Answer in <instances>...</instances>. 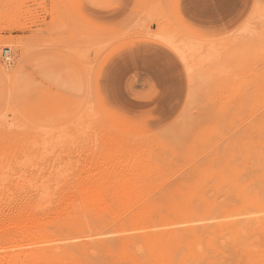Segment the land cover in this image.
Instances as JSON below:
<instances>
[{"label": "rangeland", "instance_id": "obj_1", "mask_svg": "<svg viewBox=\"0 0 264 264\" xmlns=\"http://www.w3.org/2000/svg\"><path fill=\"white\" fill-rule=\"evenodd\" d=\"M263 12L264 0H0V50L19 48L0 72V264L33 248L52 264H264ZM143 25L194 35V65Z\"/></svg>", "mask_w": 264, "mask_h": 264}, {"label": "bare ground", "instance_id": "obj_2", "mask_svg": "<svg viewBox=\"0 0 264 264\" xmlns=\"http://www.w3.org/2000/svg\"><path fill=\"white\" fill-rule=\"evenodd\" d=\"M152 2V1H151ZM259 5H260V3H258ZM152 7H153V5H152ZM156 7V6H155ZM259 8H262V6L261 7H259ZM259 8L258 9H256L255 11L256 12H259ZM156 9V8H155ZM263 10V9H262ZM152 11H153V8H152ZM155 13V12H154ZM253 13V12H252ZM264 13V12H263ZM152 15H153V13H151ZM157 14H159V13H157ZM161 14V13H160ZM254 14L256 15V13L254 12ZM259 14V13H258ZM260 16L262 15V13L261 14H259ZM154 16H152V18H153ZM253 17V16H252ZM255 18H256V16H254ZM259 17V16H258ZM261 17H263V16H261ZM54 18V17H53ZM163 18V17H162ZM56 19H57V17H56ZM59 19V18H58ZM140 19H142V18H140ZM254 19V18H253ZM55 20V19H54ZM143 20V19H142ZM148 20H149V17H148ZM153 19H151V21H152ZM161 20H163V19H161ZM250 20V19H249ZM255 20V19H254ZM56 21V20H55ZM58 21V20H57ZM141 21V20H140ZM168 21V20H167ZM251 21V20H250ZM54 22V21H53ZM147 22V21H146ZM154 22H155V20H154ZM61 23V22H60ZM160 23V22H159ZM167 23V22H166ZM165 24V23H164ZM162 25V24H161ZM168 25V24H167ZM166 25V26H167ZM244 25H246V24H243V26ZM248 25V24H247ZM62 26V25H61ZM144 26V25H143ZM146 26V25H145ZM145 26H144V28H142L141 27V31H142V33L143 34H148V35H153L154 36V38H156V40L158 39V41L160 40V41H162V42H164L165 44H167V46H169L170 47V49H173L178 55H179V59L181 58L182 59V61H184L185 63L186 62H190L191 64H192V66L194 65L193 63L194 62H192V61H188V55H190L189 53H188V50L190 49V48H192L193 47V45L195 44V42H194V38L195 37H193V36H190V35H186L185 37H187V38H184V40H182L181 42H179L177 39H176V37H179V35H177L179 32H177V34H173L174 33V30L171 32V31H168L167 32V30L165 31V30H163L162 28L164 27H162V28H159L156 32H151L150 30L148 31L147 30V28H145ZM65 27V26H64ZM169 27V26H168ZM136 28V27H135ZM134 27H133V29H135ZM61 29V28H60ZM59 29V30H60ZM64 29V28H63ZM132 29V28H131ZM130 29V30H131ZM132 29V30H133ZM140 29V28H139ZM166 29H167V27H166ZM169 29V28H168ZM242 29H244V31H249L248 30V26H244V28L242 27ZM54 30H56V29H54ZM65 30V29H64ZM67 30V29H66ZM129 30V31H130ZM69 31V30H68ZM128 31V33H130ZM72 32V31H71ZM58 33V32H57ZM135 33H137L136 31H135ZM139 34L141 33V32H138ZM141 33V34H142ZM181 33V32H180ZM184 32H182V34H183ZM247 33V32H246ZM134 34V33H133ZM145 34V35H146ZM249 35V34H248ZM129 35H127L126 37H128ZM181 36V35H180ZM60 37V36H59ZM83 38V37H82ZM124 38V37H123ZM182 38H183V35H182ZM237 39L236 40H238V38H240L239 36L238 37H236ZM62 39V38H61ZM72 39V38H71ZM79 39V38H78ZM85 39H87V38H85ZM84 39V40H85ZM199 39V38H198ZM203 39H205V38H203ZM110 40V42H111V39H109ZM108 40V41H109ZM206 40V39H205ZM209 40V39H208ZM65 41V40H64ZM69 41V40H68ZM75 41H78V40H75ZM98 42H99V40H97ZM97 41H95V43H97ZM101 41V40H100ZM65 42H67V41H65ZM72 42V41H71ZM80 42H82V41H80ZM105 43L107 42V41H104ZM63 44H64V42H62ZM69 43V42H68ZM94 43V44H95ZM100 43H102V42H100ZM55 44V43H54ZM103 44V43H102ZM215 44V43H214ZM224 44V43H223ZM222 43L220 44L221 46L223 45ZM82 45V44H81ZM91 45H92V43H91ZM99 45H101V44H99ZM228 45V44H227ZM65 46H69V44L68 45H66V43H65ZM72 45H70L69 47H71ZM215 46L216 47H218L217 46V43L215 44ZM214 46V47H215ZM56 47H57V45H56ZM69 47H68V50H69ZM88 47V46H87ZM185 47H187V48H185ZM72 48V47H71ZM75 48V47H74ZM77 48V47H76ZM189 48V49H188ZM73 49V48H72ZM103 49V48H102ZM215 49H217V50H219V47L218 48H215ZM18 50H19V48L18 47H13V46H11L10 44L9 45H5L1 50H0V72L2 71V72H4V73H6V72H8L7 71V69H9V66L11 65V62L9 61V59H10V56H11V54H12V56L14 55L15 57L17 56V54L19 53L18 52ZM79 51H81V49H78ZM77 50V51H78ZM95 50H96V47H95ZM94 50V51H95ZM101 50V49H100ZM221 50V49H220ZM70 51H72V50H69V52ZM187 51V52H186ZM204 51V50H203ZM212 51V50H211ZM73 52V51H72ZM71 52V53H72ZM98 52H99V50H98ZM213 52V51H212ZM215 52H217L216 50H215ZM215 52H213V53H215ZM84 54V53H83ZM82 54V55H83ZM78 55V54H77ZM86 55H88V54H86ZM85 55V56H86ZM205 55V54H204ZM19 56H20V54H19ZM192 56H195V54L194 55H192ZM208 56H209V54H208ZM190 57H191V55H190ZM207 57V56H206ZM210 57H211V55H210ZM209 57V58H210ZM87 58H88V56H87ZM209 58H207L208 60H209ZM213 59V58H212ZM211 59V60H212ZM194 60L196 61V59L194 58ZM214 60V59H213ZM13 61V60H12ZM204 61V60H203ZM183 62V63H184ZM210 62V61H209ZM215 62V61H214ZM85 63V62H84ZM201 63V62H200ZM92 64V63H91ZM212 64V63H211ZM89 67V66H88ZM187 67L189 68V73H190V75H188V76H191L192 77V71H191V68L189 67V65L187 64ZM0 75H2V74H0ZM87 110H89V108H87ZM84 111V110H83ZM85 113L86 112H84V115H85ZM81 115H83V113H81ZM80 115V116H81ZM86 115H87V113H86ZM89 115V114H88ZM87 115V116H88ZM80 116L78 115V117H79V121H78V119L76 120V123H80V121H81V118H80ZM82 119H85V120H87L85 117H83ZM4 120H6V119H4ZM91 120V119H90ZM97 120V119H96ZM92 121H93V119H92ZM84 122H86V121H81V123H84ZM6 123H7V121H6ZM79 124V125H81V128L82 129H84L85 127H86V130H87V127H89V125L88 126H84V124L85 125H87V123H89L88 121L86 122V123H84L83 124V126H82V124ZM11 124V123H10ZM7 126V125H6ZM92 126V125H91ZM90 126V127H91ZM84 127V128H83ZM89 127V128H90ZM93 127V126H92ZM109 126H107V128H108ZM102 128V127H101ZM86 130H84L86 133H87V131H89L90 129H88L87 131ZM108 130H110V128L108 129ZM79 131V130H78ZM94 131V130H93ZM45 132V131H44ZM80 132V131H79ZM109 132V131H108ZM43 133V132H42ZM119 133V132H118ZM46 134V133H45ZM44 134V135H45ZM47 134H49V133H47ZM53 134V133H52ZM54 134H56V132H54ZM83 134H84V132H83ZM106 134V133H105ZM51 134H49V138L51 137L50 136ZM79 135H82V133H79ZM85 135H87V134H85ZM85 135H82L83 137L85 136ZM91 135V134H90ZM110 135V137L111 138H109V139H112L113 138V140H120V139H117V137L116 136H111L112 134H109ZM108 135V136H109ZM116 135V134H115ZM118 135V134H117ZM104 136V135H103ZM102 136V138H104ZM119 136V135H118ZM87 137V136H86ZM58 138V137H57ZM44 139V138H43ZM43 139H41L42 141H43ZM56 139V138H55ZM105 139V138H104ZM45 140V139H44ZM51 140V139H50ZM56 140H59V139H56ZM34 141H35V139H34ZM42 141H40V143L42 142ZM53 141H55V140H53ZM110 140H108V142H109ZM121 142H122V140H120ZM38 142H39V140H38ZM46 142V141H45ZM43 143L44 144V146H46V144L47 143ZM60 142H61V140H60ZM59 142V143H60ZM120 142V143H121ZM53 143V142H52ZM52 143H51V145H52ZM55 143H57V141H55ZM48 144H49V141H48ZM43 146V147H44ZM50 146V145H49ZM54 147V146H53ZM46 149V148H45ZM51 151V150H50ZM53 151V150H52ZM37 163V162H36ZM93 180H94V178H93ZM92 180V181H93ZM89 181V180H88ZM91 181V180H90ZM98 181V180H97ZM90 184L91 183H89V191H92L93 190V186H92V190H91V187H90ZM92 184H93V182H92ZM94 184H95V182H94ZM98 184V183H97ZM96 184V185H97ZM85 185V187H86V185L87 184H84ZM96 185H94V190L95 191H98V192H100L99 190H101V188H100V186L98 185V186H96ZM101 185V184H100ZM6 187V186H5ZM84 187V186H83ZM84 187V188H85ZM99 187V188H98ZM24 188V187H23ZM85 189H87V187L85 188ZM88 190V189H87ZM98 192H96V193H98ZM102 192V191H101ZM92 194H93V192H92ZM99 194V193H98ZM100 195H102V193L100 194ZM98 196V195H97ZM100 197H102V196H100ZM104 200V199H103ZM69 203V202H68ZM92 203H94V204H96V205H102V204H104L105 202H92ZM36 204V203H35ZM40 204V203H39ZM30 206V205H29ZM19 211L21 210V209H18ZM26 211H27V209H25ZM25 210H23L24 212H25ZM22 211V212H23ZM30 211V210H29ZM28 211V212H29ZM35 211V210H34ZM25 213H27V212H25ZM24 213V214H25ZM20 214H21V212H20ZM33 214V213H32ZM32 214H29V215H31V217H32ZM17 215H19L18 213H17ZM29 215H28V217H29ZM25 216L27 217V214H25ZM18 216H14V218H17ZM25 217V218H26ZM10 219H12V218H10ZM19 219H21L20 217H19ZM19 219H18V222H20L19 221ZM22 219H24V218H22ZM26 219H28V218H26ZM29 219H31L30 217H29ZM15 220V219H14ZM17 220V219H16ZM25 220V219H24ZM34 220H36V218H34ZM42 220V219H41ZM28 221V220H27ZM12 222V221H11ZM17 222V221H16ZM25 222V221H24ZM38 222V221H37ZM40 222H42V221H40ZM44 222V221H43ZM42 222V223H43ZM23 222L21 221V224H22ZM26 223V222H25ZM24 223V224H25ZM27 223H29V222H27ZM26 223V224H27ZM34 223V221L32 222V224ZM36 223V222H35ZM15 224V223H14ZM16 224H19V223H16ZM29 225V224H28ZM35 225V224H34ZM37 225H39V223L37 224ZM43 225H44V223H43ZM12 226V225H11ZM10 226V227H11ZM3 227V226H2ZM5 227V226H4ZM3 227V228H4ZM18 227V226H17ZM21 227H22V225H21ZM26 227V226H25ZM8 228V227H7ZM33 228V227H32ZM37 228H40V227H37ZM10 229V228H9ZM18 229H21L22 230V228H18ZM41 229H42V227H41ZM8 230V229H7ZM16 231H17V229H15ZM15 230H12V231H15ZM27 230V229H26ZM37 230V229H36ZM28 231H29V229H28ZM32 231H33V229H32ZM37 231H40V230H37ZM36 231V232H37ZM3 232V231H2ZM5 232H8V231H5ZM23 232V231H22ZM10 233V236L12 235V233L11 232H9ZM30 233V232H29ZM32 233V232H31ZM30 233V234H31ZM16 234V233H15ZM19 234V233H18ZM17 234V235H18ZM5 235H6V233H5ZM5 235H4V237H5ZM17 235H16V239H17ZM21 235H23V234H21ZM24 235H25V233H24ZM27 235H28V233H27ZM7 236H9V234L7 235ZM10 236H9V238H10ZM13 236V235H12ZM3 237V238H4ZM15 237V236H14ZM13 237V238H14ZM24 237V236H23ZM30 237V236H29ZM147 237H149V238H151V237H153L152 235L151 236H147ZM2 238V239H3ZM7 238V237H6ZM19 238V237H18ZM12 238H10V239H8L7 238V240H9V243L7 244V245H9L10 244V240H11ZM15 239V238H14ZM155 239H156V237H154V238H151V241H155ZM1 240V239H0ZM7 240H5V241H7ZM18 241V240H17ZM16 241V242H17ZM27 241V240H26ZM0 242H2V241H0ZM8 242V241H7ZM6 242V243H7ZM14 241L12 240V243H13ZM20 242V241H19ZM18 242V243H19ZM5 244V243H4ZM7 245H5L4 246V248L7 246ZM11 245V244H10ZM10 245H9V247H10ZM17 245V244H16ZM16 245H14L15 247H16ZM20 245H21V243H20ZM23 245H24V243H23ZM2 246V245H1ZM0 246V247H1ZM18 246V245H17ZM3 247V246H2ZM12 247H13V245H12ZM6 248H8V247H6ZM18 248H20V247H18ZM23 248H24V246H23ZM10 249V248H9ZM8 249V250H9ZM13 249V248H12ZM15 249H17V247L15 248ZM22 249V248H21ZM20 249V250H21ZM25 249H23V251H21V252H19V254H21V256L22 255H24V260L26 259V262L24 263V264H52L51 263V260L50 259H48L47 257V255H45V252L44 253H42L41 252V250H42V248H41V250H39V251H33L34 250V248H33V250L31 251V250H25ZM36 250V249H35ZM3 251V250H2ZM6 251H7V249H6ZM19 250H17L16 252H18ZM27 251H31V252H27ZM13 252V251H12ZM48 252V251H47ZM5 252H3V254H4ZM7 253H8V251H7ZM9 253H11V252H9ZM8 253V254H9ZM30 253V254H29ZM12 254V253H11ZM48 254V253H47ZM18 255V254H17ZM4 257H6V253H5V255H3ZM2 256V257H3ZM19 256V255H18ZM13 257V259H14V256H12ZM17 257V256H16ZM7 258V257H6ZM5 258V261H7V259ZM11 257H10V255H9V259H10ZM19 258H20V256H19ZM22 258V257H21ZM0 259H2L1 257H0ZM4 259V258H3ZM15 259H18V258H15ZM23 259V258H22ZM20 261V260H19ZM80 261V260H79ZM16 262H18V261H16ZM3 263V262H2ZM7 263V262H6ZM5 264V263H4ZM8 264V263H7ZM10 264H12V263H10ZM13 264H14V262H13ZM19 264V263H18ZM75 264H80V263H75Z\"/></svg>", "mask_w": 264, "mask_h": 264}, {"label": "crops", "instance_id": "obj_3", "mask_svg": "<svg viewBox=\"0 0 264 264\" xmlns=\"http://www.w3.org/2000/svg\"><path fill=\"white\" fill-rule=\"evenodd\" d=\"M177 1L181 2V0H177ZM181 10L182 11H180V8H179L178 11L181 13L182 16L185 15L186 18H188L190 20H194V17L196 16L195 14H192L190 11L188 12L185 7H182ZM188 13L190 14L189 17L187 16Z\"/></svg>", "mask_w": 264, "mask_h": 264}]
</instances>
